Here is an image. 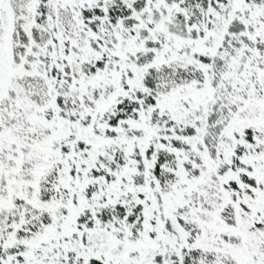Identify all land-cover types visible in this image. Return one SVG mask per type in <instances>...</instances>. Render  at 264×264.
Returning a JSON list of instances; mask_svg holds the SVG:
<instances>
[{
  "label": "snow or ice",
  "instance_id": "6c2138e0",
  "mask_svg": "<svg viewBox=\"0 0 264 264\" xmlns=\"http://www.w3.org/2000/svg\"><path fill=\"white\" fill-rule=\"evenodd\" d=\"M0 264H264V0H0Z\"/></svg>",
  "mask_w": 264,
  "mask_h": 264
}]
</instances>
